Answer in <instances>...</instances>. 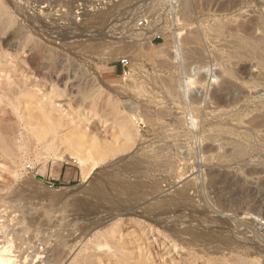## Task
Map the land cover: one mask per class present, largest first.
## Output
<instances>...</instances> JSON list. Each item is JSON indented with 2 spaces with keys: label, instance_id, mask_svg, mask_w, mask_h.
I'll use <instances>...</instances> for the list:
<instances>
[{
  "label": "rangeland",
  "instance_id": "obj_1",
  "mask_svg": "<svg viewBox=\"0 0 264 264\" xmlns=\"http://www.w3.org/2000/svg\"><path fill=\"white\" fill-rule=\"evenodd\" d=\"M186 1L0 0V246L15 264H264V0ZM26 81L71 112L82 147L20 119ZM79 152L97 158L87 179ZM97 184L108 198L87 194Z\"/></svg>",
  "mask_w": 264,
  "mask_h": 264
},
{
  "label": "bare ground",
  "instance_id": "obj_2",
  "mask_svg": "<svg viewBox=\"0 0 264 264\" xmlns=\"http://www.w3.org/2000/svg\"><path fill=\"white\" fill-rule=\"evenodd\" d=\"M186 1V0H185ZM210 1V0H209ZM216 1V0H215ZM226 1H228V3H229V0H226ZM238 1V0H237ZM236 1V2H237ZM243 1V0H242ZM187 2V1H186ZM239 2V1H238ZM224 3V2H223ZM222 3V4H223ZM227 3V4H228ZM203 4V3H202ZM214 4V3H213ZM220 4V3H219ZM232 4H233V1H232ZM235 4V3H234ZM240 4V3H239ZM187 5V4H186ZM229 5V4H228ZM249 5V4H248ZM8 6V5H7ZM204 6V5H203ZM224 6H227V5H223V6H221L220 5V7L219 8H223ZM234 6V5H233ZM233 6L232 7H229V8H233ZM235 6H237V4L235 5ZM234 6V7H235ZM244 6V5H243ZM245 7V6H244ZM4 8H6V7H4ZM219 8H217V10H221V9H219ZM224 8H226V7H224ZM228 8V7H227ZM9 9V8H8ZM8 9H6V10H8ZM204 9V8H203ZM242 9V8H241ZM6 10H4V12H7ZM216 10V11H217ZM242 11V10H241ZM240 12V11H239ZM8 13V12H7ZM220 13H221V11H220ZM222 13H223V11H222ZM229 13V12H228ZM227 13V14H228ZM50 14V13H49ZM186 14V13H185ZM214 14H216V13H214ZM226 15V14H225ZM103 17V16H102ZM100 18V17H99ZM103 19V18H102ZM101 19V20H102ZM99 21V20H98ZM103 21V20H102ZM70 28V27H69ZM64 29V28H63ZM66 30V29H65ZM68 31L69 30H71V28L70 29H67ZM74 30V29H73ZM73 30H71V31H73ZM81 30V29H80ZM62 32L64 31V30H61ZM68 31H66V32H68ZM71 31L70 32H68V34L69 33H71ZM75 31V30H74ZM76 31H78L77 29H76ZM75 31V32H76ZM56 32V31H55ZM84 32H85V30H84ZM54 33V32H53ZM78 32H76V34H77ZM262 33H264V32H262ZM61 34H63V33H61ZM67 35V33H64V35ZM75 34V33H74ZM70 36V35H69ZM68 36V37H69ZM72 36H73V34H72ZM80 36V35H79ZM73 37H76L75 35L73 36ZM107 37V36H106ZM105 37V38H106ZM72 38V37H71ZM70 38V39H71ZM74 39V38H73ZM185 39H188V38H185ZM190 41H191V39H189ZM245 40V39H244ZM183 41H185V40H183V37L180 39V38H178V39H174V44H172V51H173V56H172V58L174 59V60H176L179 64H183V62L182 61H180L181 59H177V55L179 54L182 58H183V56L185 57H187L188 55V57H191V58H193L192 57V54H185L184 53V47H182V45H183ZM189 42V41H188ZM98 43V42H97ZM96 44V43H95ZM209 44H211V43H209ZM251 46V45H250ZM125 47V46H124ZM205 47V46H204ZM209 47H211V46H209ZM192 48V47H191ZM258 48H260V47H258ZM253 49V48H252ZM194 50V49H193ZM206 50V49H205ZM188 52H190L189 50H187ZM203 51V50H202ZM243 51H244V49H243ZM199 52V54H200V51H198ZM235 52V51H234ZM195 53H196V50H195ZM197 54V53H196ZM191 55V56H190ZM198 55V54H197ZM262 55V54H261ZM194 56V55H193ZM190 58V59H191ZM217 58V57H216ZM189 59V58H188ZM199 59L200 60H202V58H198L197 59V62L199 61ZM207 59H208V57H207ZM207 59H205V60H207ZM164 60V59H163ZM209 60V59H208ZM202 62L203 63H205L203 60H202ZM214 62V61H213ZM185 63V62H184ZM255 63H257V62H255ZM264 63V62H263ZM202 64V63H201ZM164 65V64H163ZM165 66V65H164ZM183 66L185 67L186 65L185 64H183ZM262 66V65H261ZM172 67H173V63H172ZM176 68V67H175ZM190 72V71H189ZM194 72V71H193ZM186 73V72H185ZM262 73H264V71L262 72ZM188 76V75H187ZM238 76V75H237ZM231 78V77H230ZM260 78V77H259ZM253 79H255V78H253ZM262 79V78H261ZM27 82V81H26ZM28 82H30V81H28ZM24 83V82H21L23 85L20 87V89H18V90H16L17 91V95L16 96H18V95H20L21 93H23L24 92V90L26 89V88H29L30 87V85H31V88H32V85H34L35 83ZM184 82V81H183ZM183 82L179 85V87H180V89H182L183 87H184V84H183ZM40 85V84H39ZM73 86V85H72ZM35 87H36V85H35ZM38 87H41V85L40 86H38ZM71 87V86H70ZM18 88V87H17ZM41 89V88H40ZM30 89H28L27 91H29ZM32 90V93H33V91H34V88H32L31 89ZM42 90V89H41ZM41 90H39V89H37L36 88V91H34V92H36V94H35V96H32V95H30V96H32V97H36L37 99L36 100H34V104H31V103H29L28 104V106L27 105H25V106H23V114H20V111L22 110H20V108H19V106H18V102L19 101H21L20 99H21V97H17L19 100H15V102L13 103V108H14V110L16 111V113L20 116V119L22 120L23 118H29L30 117V119L31 120H35V121H37L39 124H41V125H43L46 129H47V131L48 132H53L52 133V135H51V138L53 139V138H55V134L56 133H58V132H61L62 130L61 129H59V128H64V126H68L67 127V129L65 130V131H63L62 133H64L65 134V137L66 138H71V140L73 141V139H74V143H75V146L77 147V148H80V147H82V146H80V145H82L83 144V142H81V139H82V137H81V139H79L78 137H80L79 136V132L81 131V129H79L78 127H79V125H77L76 124V122L74 123V120H73V118L72 117H70L71 119H69V120H67V119H65V117L66 116H69L70 114H71V112L70 111H66V112H64L65 110L64 109H59V107H62V105L60 106V104H58V102H56V99H55V94L54 93H44V92H42V94L40 95L39 93H40V91ZM26 91V90H25ZM26 91V93L27 94H29L28 92ZM26 93H24V94H26ZM31 94V93H30ZM182 94H183V96H185L186 97V93L185 92H183L182 91ZM23 95V94H22ZM55 95V96H54ZM25 97H29L28 95L27 96H25ZM31 97V98H32ZM24 98V97H23ZM30 97L28 98V99H31ZM223 98V97H222ZM16 101H18V102H16ZM63 106H66L65 104H63ZM246 106V105H245ZM67 108H69V107H67ZM70 109V108H69ZM56 112V113H55ZM14 113V112H13ZM15 113V114H16ZM22 113V112H21ZM262 116H263V114H261ZM77 115L75 114V117H76ZM74 117V116H73ZM74 117V118H75ZM251 118H253V117H251ZM76 119H78V116H77V118ZM75 119V120H76ZM79 119H80V117H79ZM24 120V119H23ZM22 120V121H23ZM248 120V119H247ZM250 120V119H249ZM73 121V122H72ZM258 121V120H257ZM257 121L254 123V124H256L257 123ZM262 121H264V119L263 120H261V122ZM259 123H260V121H258ZM72 123H74V124H72ZM184 123V122H183ZM183 125V124H182ZM252 125V124H251ZM256 125H259V124H256ZM63 126V127H62ZM177 126V125H176ZM120 127H123V125L122 124H120ZM184 127V126H183ZM259 127V126H258ZM86 131V130H85ZM239 132V131H238ZM262 137H264V136H262ZM86 138V137H85ZM93 138V137H92ZM80 140V141H79ZM86 140H88V137L86 138ZM85 142V141H84ZM251 142V141H250ZM252 142H254V140L252 141ZM255 143V142H254ZM256 144V143H255ZM93 148V147H92ZM83 151V150H82ZM92 151V150H91ZM96 152V151H95ZM93 153V152H92ZM90 154H91V152H90ZM94 157H95V155L94 154H92ZM99 155V154H98ZM236 155V154H235ZM76 156V159L78 160V164H79V166H80V170H81V174H82V177L84 178V179H87L88 178V176H89V170H91V168H88V166H92L94 163H96V159L97 158H95V159H93L92 157H90V155H88L87 153L86 154H84V153H82V152H79V154H76L75 155ZM227 157V156H226ZM242 157V156H241ZM61 158H64L63 156L61 157ZM139 158V157H138ZM104 159V158H103ZM234 159V158H233ZM99 160V159H98ZM228 160V159H227ZM230 160V159H229ZM234 161V160H233ZM136 162V161H135ZM91 163H93V164H91ZM97 164V163H96ZM133 164V163H132ZM134 165V164H133ZM135 166H137V165H135ZM147 166V165H146ZM161 166V165H160ZM163 166V165H162ZM122 167H123V165H122ZM122 167H121V169H122ZM145 167V166H144ZM144 167H143V169H144ZM131 168V167H130ZM138 168V167H137ZM139 168H142L141 166L139 167ZM139 168L137 169V170H139ZM125 169V168H124ZM129 170V169H128ZM124 172H125V170H123ZM127 171V170H126ZM113 173V172H112ZM108 179V178H107ZM111 179V178H110ZM231 179V178H230ZM117 180V179H116ZM102 181V180H101ZM101 181H100V183H101ZM110 181V180H109ZM138 181V180H137ZM137 181H135V182H137ZM105 182V181H104ZM104 182H102L103 184H104ZM114 182V181H113ZM106 183V182H105ZM108 183V182H107ZM109 184V183H108ZM107 184V185H108ZM114 184H118V183H114ZM120 184V183H119ZM140 185V183L139 182H137V185ZM121 185H122V189L121 190H123V192L125 191V190H127V189H129V187H130V184L128 185V183L126 182V181H121ZM114 186V185H113ZM117 186V185H116ZM116 186H114V187H116ZM119 187H120V185H118ZM142 186V185H141ZM150 186V185H149ZM103 187H106V184L103 186ZM102 186H100V184H97V185H93L90 189H89V191H88V193L87 194H89V195H92V196H96V197H104V198H108V197H106V195H108V192H106V189H108V188H103ZM112 188V189H115V188ZM131 187H132V185H131ZM146 187H148V186H146ZM117 188V187H116ZM138 188V187H137ZM149 188V187H148ZM150 188H152V187H150ZM133 189V188H132ZM117 190V189H116ZM134 190V189H133ZM136 190H138V189H136ZM108 191H109V189H108ZM120 191V190H119ZM139 191V190H138ZM138 191H136V192H138ZM145 191V190H144ZM127 192H129V191H127ZM141 192H143V191H141ZM145 192H147V191H145ZM145 192H143V193H145ZM150 192H151V190H150ZM107 193V194H106ZM121 193V192H120ZM139 193V192H138ZM140 195V194H139ZM244 195V194H243ZM179 196H181V197H183V196H186L185 195V192L184 191H181L180 192V194H179ZM180 197V198H181ZM184 198V197H183ZM117 201V200H116ZM170 201V200H169ZM121 202V201H120ZM119 201H118V203H120ZM116 203V202H115ZM115 203H113V205L115 204ZM117 203V204H118ZM123 203V202H122ZM158 203H160V202H158ZM162 203V202H161ZM167 203V202H166ZM117 204H115V206L117 205ZM157 204V203H156ZM155 204V205H156ZM170 204V203H169ZM2 205V204H1ZM88 205V204H87ZM90 205V204H89ZM89 205L87 206V207H89ZM120 205V204H119ZM119 205H118V207H119ZM158 205V204H157ZM159 205H161V204H159ZM164 205V204H163ZM163 205H161L162 206V208H163ZM114 206V207H115ZM124 206V205H123ZM153 206H154V204H153ZM165 206V205H164ZM167 206V205H166ZM171 206H173V205H169L168 207H171ZM97 206L96 205H93L90 209H87V208H82L83 210H85V212H88L89 214H93L94 212H96V210H98L97 208H96ZM244 207V206H243ZM156 208V207H155ZM154 208V209H155ZM167 208V207H166ZM79 209H81V208H79ZM119 209H122V206H121V208H119ZM160 209V208H159ZM168 209H170V208H168ZM167 209V210H168ZM152 210V209H151ZM256 210H257V208H256ZM118 211V210H117ZM161 211L162 212H166L165 210H162L161 209ZM77 212V211H76ZM114 212H116V211H114ZM153 212V211H152ZM155 212V211H154ZM260 212V211H259ZM79 213V212H78ZM146 213V212H145ZM144 212H143V214H145ZM147 213H148V211H147ZM146 213V214H147ZM163 213V214H164ZM262 213H264V212H262ZM81 214V213H80ZM95 214V213H94ZM109 214V213H108ZM111 214V213H110ZM145 214V215H146ZM154 214V213H153ZM76 215H77V213H76ZM79 215V214H78ZM85 215H87V214H85ZM114 215V214H113ZM147 216V215H146ZM161 217V216H160ZM159 218V217H158ZM257 221H259L258 223H257V228H258V230H264V228L261 226V220L262 219H264V216H255L254 217ZM156 220V219H155ZM208 221V220H207ZM92 222V221H91ZM159 222H160V219H159ZM202 223H204V220H203V222ZM206 223V222H205ZM91 224V223H90ZM85 227V226H84ZM25 229V228H24ZM204 229V228H203ZM7 230V229H6ZM15 230V229H14ZM184 230V229H183ZM12 231V230H11ZM26 231V230H25ZM209 231V230H208ZM212 231H215L214 229H212V230H210L209 232H211V233H213ZM8 232V231H7ZM6 232V233H7ZM14 232V231H13ZM22 232H23V230H22ZM216 232V231H215ZM25 233V232H24ZM99 233V232H98ZM202 233H204L203 231H202ZM202 233H198V234H194L192 237H193V242L194 241H200L201 239H203L202 237L203 236H205L204 234H202ZM9 234V233H8ZM13 234V233H12ZM14 234H17V231L16 232H14ZM19 234H21V233H19L18 232V235ZM26 234V233H25ZM1 235V234H0ZM211 235V234H210ZM190 236V235H189ZM215 236V235H214ZM214 236H212V237H214ZM6 237H7V235H6ZM19 237V236H18ZM153 237V236H152ZM161 237V236H160ZM210 237V236H209ZM212 237L210 238V240L212 239ZM17 238V237H16ZM6 239V238H5ZM187 239H189V238H187ZM186 239V240H187ZM191 239V238H190ZM20 240V239H19ZM25 240V239H24ZM186 240L184 241V242H186ZM206 240H209V239H206ZM205 241V240H204ZM19 242V241H18ZM25 242V241H24ZM64 242V241H63ZM155 242V241H154ZM164 242V241H163ZM162 242V244H164ZM201 242V241H200ZM200 242H198L199 244H198V246L201 244ZM212 242H213V240H212ZM211 242V243H212ZM22 242H20V244H21ZM32 243V242H31ZM61 243V242H60ZM65 243H67V242H65ZM96 243V242H95ZM169 243V242H168ZM206 243V242H205ZM94 244V243H93ZM190 244H192V243H190ZM196 244V243H195ZM216 244V243H215ZM95 245V244H94ZM188 245V244H187ZM205 245H209V243H207V244H205ZM105 246H107V244H105ZM214 246H216V245H214ZM17 247V246H16ZM28 247V246H27ZM62 247V246H61ZM99 247V244H98V246L96 247V249ZM108 247V246H107ZM190 247V246H189ZM220 247V246H219ZM218 247V248H219ZM22 248V247H21ZM103 248V247H102ZM55 250H57V251H54L53 250V252H55V254L59 257L58 259H60V252L58 251V249H56V247L54 248ZM62 249H63V247H62ZM178 249V248H177ZM15 250V249H14ZM175 250H176V248H175ZM46 251V250H45ZM209 251V250H208ZM49 252V251H48ZM51 252V251H50ZM23 255H24V253H23ZM47 255V254H46ZM46 255H42V256H46ZM48 255H50L49 253H48ZM54 255V254H53ZM177 255V254H176ZM55 256V255H54ZM93 256V255H92ZM162 256H163V254H162ZM161 256V257H162ZM16 257H17V255H16ZM25 257V256H24ZM30 257V256H29ZM48 257V256H47ZM87 257V256H86ZM21 258V257H20ZM41 258H43V257H41ZM49 258V257H48ZM26 259V258H25ZM52 259V258H51ZM96 258H94V260H95ZM146 259H147V257H146ZM0 260H9V261H11V264H15V257H14V255H13V253H12V251H11V246L7 243V244H5V245H1L0 246ZM22 260V259H21ZM43 260V259H42ZM46 260V259H45ZM49 260V259H48ZM94 260H92V261H94ZM28 261H31L30 260V258H29V260ZM27 261V262H28ZM41 261V260H40ZM17 262V261H16ZM26 262V263H27ZM44 262V261H43ZM46 262V261H45ZM53 262V261H52ZM84 262V261H83ZM89 262V261H88ZM38 264L39 263H42V262H37ZM80 263V262H79ZM23 264V263H22ZM25 264V263H24ZM34 264H35V262H34ZM44 264V263H43ZM46 264V263H45ZM148 264V263H147Z\"/></svg>",
  "mask_w": 264,
  "mask_h": 264
},
{
  "label": "clouds",
  "instance_id": "obj_3",
  "mask_svg": "<svg viewBox=\"0 0 264 264\" xmlns=\"http://www.w3.org/2000/svg\"><path fill=\"white\" fill-rule=\"evenodd\" d=\"M177 59H182V57L178 54ZM215 65H206L202 68H200V72L203 74H206V77H210L212 82L215 84L219 83V78L214 75L216 71ZM184 87L181 89V91L186 93V98H189V94L195 90L199 86L198 76L193 75L187 77L184 82ZM187 120L189 122L190 127H195L197 124L196 117L193 115H188ZM0 264H11V261L9 260H0Z\"/></svg>",
  "mask_w": 264,
  "mask_h": 264
},
{
  "label": "built area",
  "instance_id": "obj_4",
  "mask_svg": "<svg viewBox=\"0 0 264 264\" xmlns=\"http://www.w3.org/2000/svg\"><path fill=\"white\" fill-rule=\"evenodd\" d=\"M119 63H120L121 66L123 67V71H124V68L127 67L128 64H129V61H128L127 58H123V59H121V60L119 61ZM260 222H261V223H260L261 226L264 228V219H262Z\"/></svg>",
  "mask_w": 264,
  "mask_h": 264
}]
</instances>
